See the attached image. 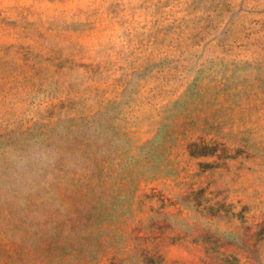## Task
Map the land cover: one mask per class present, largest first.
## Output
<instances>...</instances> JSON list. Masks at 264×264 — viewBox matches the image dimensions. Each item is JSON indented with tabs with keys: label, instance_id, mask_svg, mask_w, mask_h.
Wrapping results in <instances>:
<instances>
[{
	"label": "rangeland",
	"instance_id": "374dc122",
	"mask_svg": "<svg viewBox=\"0 0 264 264\" xmlns=\"http://www.w3.org/2000/svg\"><path fill=\"white\" fill-rule=\"evenodd\" d=\"M0 264H264V0H0Z\"/></svg>",
	"mask_w": 264,
	"mask_h": 264
}]
</instances>
